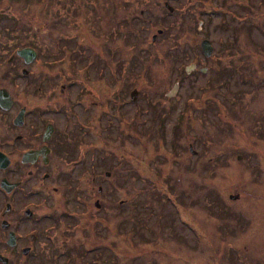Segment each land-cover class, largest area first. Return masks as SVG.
Instances as JSON below:
<instances>
[{
  "label": "rangeland",
  "instance_id": "374dc122",
  "mask_svg": "<svg viewBox=\"0 0 264 264\" xmlns=\"http://www.w3.org/2000/svg\"><path fill=\"white\" fill-rule=\"evenodd\" d=\"M25 44L43 63L20 79ZM12 74L68 84L49 114L81 187L26 264H264V223L233 211L264 219V0H0Z\"/></svg>",
  "mask_w": 264,
  "mask_h": 264
},
{
  "label": "flooded vegetation",
  "instance_id": "af4514ba",
  "mask_svg": "<svg viewBox=\"0 0 264 264\" xmlns=\"http://www.w3.org/2000/svg\"><path fill=\"white\" fill-rule=\"evenodd\" d=\"M24 47L33 48L35 56L25 60L17 55L14 59L22 64L20 79L35 73L39 76L38 69L30 65L43 63L40 51L27 44L21 48ZM11 79L13 88L0 86L7 96L6 106L0 105V256L6 257L7 262L0 260V264H26L41 248L44 235L51 236L55 229L60 230L66 215H76L66 205L71 193L81 187L72 185L66 143L57 137L58 122L49 114V106L56 107L59 95L66 99L68 84L61 80L44 90L38 81L19 83L16 74H12ZM27 84L35 85L36 89H28ZM189 151L197 153L196 156L208 155L204 148L200 151L193 148L192 140ZM242 194V190H234L226 195L236 202L243 198ZM255 203H258L255 210L264 218V197ZM233 211L245 219L244 230L250 236L264 223L263 218L260 224L253 222L258 220L254 215L248 217L253 210L246 205L242 209L234 207ZM261 258L264 261V255Z\"/></svg>",
  "mask_w": 264,
  "mask_h": 264
},
{
  "label": "water",
  "instance_id": "95a60500",
  "mask_svg": "<svg viewBox=\"0 0 264 264\" xmlns=\"http://www.w3.org/2000/svg\"><path fill=\"white\" fill-rule=\"evenodd\" d=\"M164 4L170 11H172L173 7L171 5H169L167 1H165ZM200 46H201V49L205 55H207V56L210 55L211 50H212V46H211L210 41L208 39H203L200 42ZM16 54L25 58V60H28L29 58H32L33 56H35L34 50L32 48H29V47H24V48L18 49L16 51ZM4 91H5L4 88L0 89V105L3 107L6 106L5 101H6V97H7ZM130 95H131V99H134V97L136 95V91L135 90L132 91ZM190 149H191V147H190ZM105 174L108 175V172H106ZM230 197H232V195H230ZM96 203H97V201H96ZM0 260L3 261L4 263L7 262L6 257L0 256Z\"/></svg>",
  "mask_w": 264,
  "mask_h": 264
}]
</instances>
